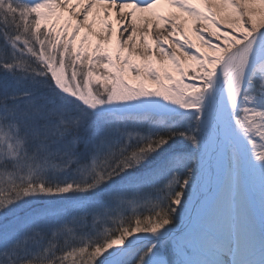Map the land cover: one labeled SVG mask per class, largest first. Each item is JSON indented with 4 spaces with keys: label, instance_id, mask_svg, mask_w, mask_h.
I'll use <instances>...</instances> for the list:
<instances>
[{
    "label": "snow or ice",
    "instance_id": "obj_1",
    "mask_svg": "<svg viewBox=\"0 0 264 264\" xmlns=\"http://www.w3.org/2000/svg\"><path fill=\"white\" fill-rule=\"evenodd\" d=\"M0 264H264V0H0Z\"/></svg>",
    "mask_w": 264,
    "mask_h": 264
},
{
    "label": "bare ground",
    "instance_id": "obj_2",
    "mask_svg": "<svg viewBox=\"0 0 264 264\" xmlns=\"http://www.w3.org/2000/svg\"><path fill=\"white\" fill-rule=\"evenodd\" d=\"M157 11H159L161 14H163L165 16H169V15L175 13L177 16H180L182 20L187 19L186 17H183L182 14L179 13L175 7H172V6H169L166 4L158 5ZM141 15L150 16L149 13H143ZM112 19L115 22V19H116L115 11H113V13H112ZM165 27H167V25H165ZM181 31H186L188 38L191 39L193 42H195L202 51H210L209 49H207L206 45L201 44L200 41L197 40L196 35L194 34L193 31L188 30L186 28H182ZM160 33H163V35H167V32H164L163 28L157 30L154 27L153 33L149 36V43H152V41L156 38L157 35H160ZM161 39H162V36H161ZM140 51H143V49L141 48ZM152 54L155 56V59L157 60V62H159L163 59L161 54L156 51L155 45L153 46ZM177 54L179 55V53H177Z\"/></svg>",
    "mask_w": 264,
    "mask_h": 264
},
{
    "label": "trees",
    "instance_id": "obj_3",
    "mask_svg": "<svg viewBox=\"0 0 264 264\" xmlns=\"http://www.w3.org/2000/svg\"><path fill=\"white\" fill-rule=\"evenodd\" d=\"M144 214L145 215L147 214V210H145ZM177 223H179V221ZM61 243H62V246H63V241H61ZM79 246H82L80 240H76L74 242H71V247H79ZM71 247L68 248L69 251L71 250ZM62 254L63 253H58V255H62ZM69 259L71 260L72 258L70 257Z\"/></svg>",
    "mask_w": 264,
    "mask_h": 264
},
{
    "label": "rangeland",
    "instance_id": "obj_4",
    "mask_svg": "<svg viewBox=\"0 0 264 264\" xmlns=\"http://www.w3.org/2000/svg\"><path fill=\"white\" fill-rule=\"evenodd\" d=\"M71 71H72V69L71 68H66L65 69V73H66V75H70L71 74ZM95 82H93V84H94Z\"/></svg>",
    "mask_w": 264,
    "mask_h": 264
}]
</instances>
